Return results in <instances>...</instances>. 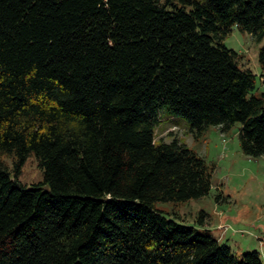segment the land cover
<instances>
[{"label": "trees", "instance_id": "1", "mask_svg": "<svg viewBox=\"0 0 264 264\" xmlns=\"http://www.w3.org/2000/svg\"><path fill=\"white\" fill-rule=\"evenodd\" d=\"M233 29L261 43L264 0H0V264H264L156 209L211 188L185 144L154 143L163 109L197 135L238 125L264 156V92ZM258 63L264 78V45Z\"/></svg>", "mask_w": 264, "mask_h": 264}, {"label": "rangeland", "instance_id": "2", "mask_svg": "<svg viewBox=\"0 0 264 264\" xmlns=\"http://www.w3.org/2000/svg\"><path fill=\"white\" fill-rule=\"evenodd\" d=\"M223 42L239 55L240 65L256 75L257 92H264L258 63L264 40L256 43L247 33L233 29ZM238 127L221 132L210 126L197 135L190 131L187 120L161 110L153 126L154 143L176 140L185 144L211 169V188L200 199L158 203L156 209L180 224L210 230L238 259L257 251L264 261V156L248 157L241 152ZM2 160L11 169L12 157ZM19 180L27 186L42 180L35 159L27 160ZM198 220L203 221L202 226Z\"/></svg>", "mask_w": 264, "mask_h": 264}]
</instances>
